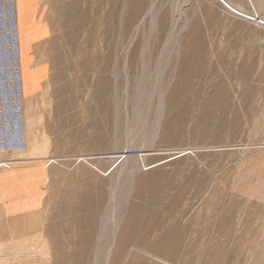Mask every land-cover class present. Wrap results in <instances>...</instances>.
<instances>
[{"label": "rangeland", "instance_id": "obj_1", "mask_svg": "<svg viewBox=\"0 0 264 264\" xmlns=\"http://www.w3.org/2000/svg\"><path fill=\"white\" fill-rule=\"evenodd\" d=\"M23 3L0 171L47 170L43 264H264V0Z\"/></svg>", "mask_w": 264, "mask_h": 264}, {"label": "crops", "instance_id": "obj_2", "mask_svg": "<svg viewBox=\"0 0 264 264\" xmlns=\"http://www.w3.org/2000/svg\"><path fill=\"white\" fill-rule=\"evenodd\" d=\"M19 2L23 9L24 0ZM20 15L22 27V10ZM46 180L47 170L34 161L0 171V264H43L47 259L43 235Z\"/></svg>", "mask_w": 264, "mask_h": 264}, {"label": "built area", "instance_id": "obj_3", "mask_svg": "<svg viewBox=\"0 0 264 264\" xmlns=\"http://www.w3.org/2000/svg\"><path fill=\"white\" fill-rule=\"evenodd\" d=\"M0 162H1V163H0V167H1V166H5V167L7 166V165L5 164V162H6L5 159H4V162H3L2 160H1Z\"/></svg>", "mask_w": 264, "mask_h": 264}]
</instances>
